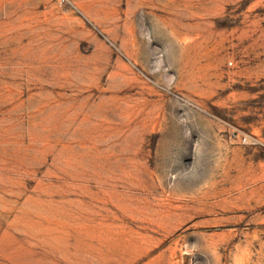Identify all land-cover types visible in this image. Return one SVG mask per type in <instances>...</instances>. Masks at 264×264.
Wrapping results in <instances>:
<instances>
[{"label": "rangeland", "instance_id": "rangeland-1", "mask_svg": "<svg viewBox=\"0 0 264 264\" xmlns=\"http://www.w3.org/2000/svg\"><path fill=\"white\" fill-rule=\"evenodd\" d=\"M0 264H264V0H0Z\"/></svg>", "mask_w": 264, "mask_h": 264}]
</instances>
